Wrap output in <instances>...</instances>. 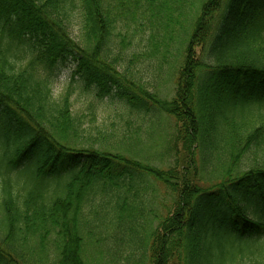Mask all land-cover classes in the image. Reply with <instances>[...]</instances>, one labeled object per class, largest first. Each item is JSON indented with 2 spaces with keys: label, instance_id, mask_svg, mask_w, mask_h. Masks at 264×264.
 Listing matches in <instances>:
<instances>
[{
  "label": "trees",
  "instance_id": "trees-1",
  "mask_svg": "<svg viewBox=\"0 0 264 264\" xmlns=\"http://www.w3.org/2000/svg\"><path fill=\"white\" fill-rule=\"evenodd\" d=\"M68 60L89 123L72 83L53 96ZM245 258L264 264V0H0V264Z\"/></svg>",
  "mask_w": 264,
  "mask_h": 264
},
{
  "label": "rangeland",
  "instance_id": "rangeland-1",
  "mask_svg": "<svg viewBox=\"0 0 264 264\" xmlns=\"http://www.w3.org/2000/svg\"><path fill=\"white\" fill-rule=\"evenodd\" d=\"M78 23H79V18L78 15L75 14V18L73 20V27L71 30V35L76 36L77 35V30H78ZM143 44L142 42H139V46H137L138 49L141 50ZM131 48V47H130ZM76 62L73 60H68L65 64L60 66V70L58 73V76L53 82L52 85V93L54 97L60 96L64 91L67 90L68 86L72 83L73 80L72 78V73L75 69ZM76 80V78H75ZM74 83V82H73ZM71 86L72 89V94H71V101L73 105V111L78 112L80 114L86 115L87 116V121L88 123L90 122V118L88 113L89 111V102L91 100V97L93 96L88 90H85L80 82L77 81ZM161 86L163 88V91L166 93L168 91L172 92L171 87L172 84L170 82L166 81L165 83H161ZM96 111L98 114L99 121L103 122V125H105L107 128L112 127L114 124H119L123 125V120L120 117V110H121V104L117 99H104L103 101H95L94 102ZM165 120V119H164ZM171 119H168V121ZM168 121H164L162 126H161V131L164 133L167 132V124L169 123ZM148 153L149 156L152 157L153 159H156V163H158V158L161 156V151L154 149V150H146L143 153L141 152V155H144ZM112 249H117L118 247L116 246H111ZM245 264H253L251 260L248 258H245L244 260Z\"/></svg>",
  "mask_w": 264,
  "mask_h": 264
}]
</instances>
